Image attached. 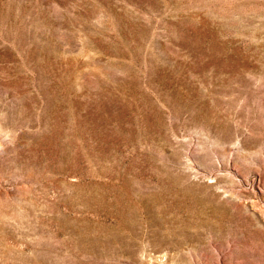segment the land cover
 <instances>
[{"label":"rangeland","instance_id":"rangeland-1","mask_svg":"<svg viewBox=\"0 0 264 264\" xmlns=\"http://www.w3.org/2000/svg\"><path fill=\"white\" fill-rule=\"evenodd\" d=\"M0 264H264V0H0Z\"/></svg>","mask_w":264,"mask_h":264}]
</instances>
